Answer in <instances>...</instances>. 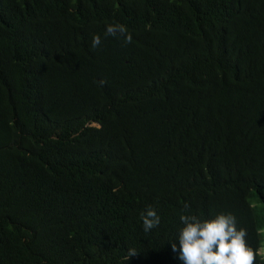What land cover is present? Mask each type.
Here are the masks:
<instances>
[{"label":"trees","instance_id":"16d2710c","mask_svg":"<svg viewBox=\"0 0 264 264\" xmlns=\"http://www.w3.org/2000/svg\"><path fill=\"white\" fill-rule=\"evenodd\" d=\"M264 0H0V264H264Z\"/></svg>","mask_w":264,"mask_h":264},{"label":"rangeland","instance_id":"374dc122","mask_svg":"<svg viewBox=\"0 0 264 264\" xmlns=\"http://www.w3.org/2000/svg\"><path fill=\"white\" fill-rule=\"evenodd\" d=\"M260 254L264 255V249L260 250Z\"/></svg>","mask_w":264,"mask_h":264}]
</instances>
